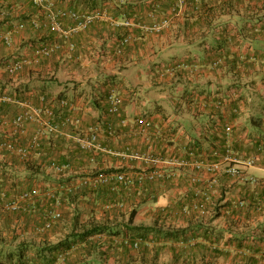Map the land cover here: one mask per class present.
Masks as SVG:
<instances>
[{
	"label": "crops",
	"instance_id": "1",
	"mask_svg": "<svg viewBox=\"0 0 264 264\" xmlns=\"http://www.w3.org/2000/svg\"><path fill=\"white\" fill-rule=\"evenodd\" d=\"M50 1L55 10L75 11L80 18L65 19L62 32L35 29L32 21L45 18L44 11L31 0H0V35L18 23L24 24L21 31L12 33L10 45L0 42V94L34 107L51 105L59 115L81 119L79 125L64 127L54 138L75 143V136L102 125L105 146L123 151L129 143L135 150L146 152L149 140L131 126L120 127L114 139L105 132L106 123L118 125L117 117L108 113V96L117 90L124 100V117L132 120L147 115L161 128L165 139L156 140L160 148L165 144L183 149L195 141L198 148L220 161L216 176L202 172L195 185H189L187 172L179 177L177 187L168 181L144 187L119 186L114 194L126 204L121 212L137 208L138 225L144 220L141 207L147 205L153 212L151 219L146 218L150 224L157 215L167 227H185L190 221L194 225L202 218L218 230L229 231L228 221L233 220L229 210L240 207L244 197H255L260 202L257 208L250 210L248 199L243 207L251 211L245 219L249 226L246 231L255 232L258 255L264 254V0ZM156 3L159 9L153 11ZM128 20L131 26L125 25ZM125 39L129 40L126 44ZM70 45H74L73 50ZM45 48L48 51L43 52ZM14 61H23L24 67L11 74L7 67ZM218 101L224 105L217 107ZM23 108L15 103L0 104V141L11 129L4 121ZM227 124L233 125L231 135L226 134ZM41 129L40 123H29L21 141L27 145ZM44 137L42 150L51 147ZM228 150L234 160H225ZM2 152L0 161L12 159ZM95 153L97 157L71 155L62 159L65 174L58 178L70 179L68 190L85 189L82 181L99 172H134L146 166L113 153ZM253 158L254 165L248 166ZM35 159L44 163V159L59 158ZM230 165L243 168L245 177L227 174ZM249 177L258 178L260 184L251 183ZM51 184L49 191L57 190V183ZM206 190H212V201L201 211L194 205L202 198L198 192ZM220 201V205L225 204L223 215L213 221ZM33 225L36 222L21 223L18 233L29 231L22 240L33 242L36 248L47 239L57 243L64 234L61 229L56 233L36 231ZM47 233L49 237L44 236ZM203 241L192 234L187 243ZM149 248L155 251V242ZM62 262L59 258L57 264Z\"/></svg>",
	"mask_w": 264,
	"mask_h": 264
},
{
	"label": "trees",
	"instance_id": "2",
	"mask_svg": "<svg viewBox=\"0 0 264 264\" xmlns=\"http://www.w3.org/2000/svg\"><path fill=\"white\" fill-rule=\"evenodd\" d=\"M158 6L159 3L154 4L153 11L159 9ZM68 17L63 18V24L64 20ZM32 27L34 28L33 24ZM49 106L51 105H44L42 107L46 108ZM15 117L11 119L7 118L4 122H7L11 126ZM58 117V121L62 123L64 115H59ZM31 122L40 123L39 120ZM105 127L107 128V124ZM41 131L43 132L44 129H41ZM44 132L46 137L43 139H46L50 144L51 147L49 149L42 150V146L46 144L42 143V138L39 147L25 157L6 149H0V151H3L2 154L4 153L7 156V153H9L12 158L0 161V190L6 193L7 198L21 195L23 192L33 194V198L23 201L18 210L0 209L1 216H3V213H10L6 218L3 219L2 217L0 221V243L3 244L0 249V257L5 256L7 260L15 261L13 262L14 264H57L60 256L63 257L61 264H110V258L114 255L116 256V260L120 262L126 261V264H148L149 257L153 258L149 262L154 263V261L161 258L162 254L169 253L171 255L170 262L166 264H220V262L222 264H264V254L258 255L260 247L257 244L258 239L254 236L255 232L252 230L246 231L249 226L246 225L248 223L245 219H249L250 210H253L252 207H258L260 202L257 198L244 197L242 199V201L251 200L249 202L251 209L248 211H244L243 209L247 204L240 207L235 206L233 210H229L233 216V220L228 221L230 223L228 227L229 231L218 230L216 226L205 223L202 218H199L198 223L194 225L193 221H190L185 227L177 225L167 227L161 215H157L152 224L143 221L135 225L139 214L137 208H133L127 213L123 212L121 216L115 215L112 217L113 210L122 211V208L126 204L118 195L114 194L116 190L112 191L109 185L85 186L82 184L85 189L68 190L70 179L58 178V176L65 174V167L61 171H58L53 165L66 166L65 163H61L63 162V158L71 155L78 157L86 156L94 151L89 150L85 152L86 150L73 147L64 138H60L59 136L54 138L53 134H48L46 130ZM30 141L26 144L29 145ZM24 143L19 140V145L27 146ZM192 146L198 148V144L195 141L192 142ZM154 150L155 153H158L160 147L156 146ZM43 156H47V158L58 156L59 159H44V163H37L36 161L39 159L35 158L43 159ZM50 170H54L58 174H54ZM103 172L122 171L107 170ZM53 175H55L54 179L50 180L48 177H52ZM175 182L177 181L169 183V185L177 187L174 184ZM51 183H57V190H54V195L48 194L52 186ZM189 185L191 184L189 183ZM9 191H12L11 193L14 194H10ZM154 198L155 196L151 200H154ZM58 202L59 206L57 205ZM114 203H116V206H110ZM118 203H123V206H118ZM147 203L149 201L145 202V204ZM220 203L221 201L216 209L213 221L223 215L221 208L225 204L220 205ZM57 206L62 216L53 223L50 229L45 231L56 233L60 229L63 230L64 234L57 243H51L47 239L43 241V244L39 243L35 249L33 242L27 243L25 240H22L25 236L29 235V231L28 233H18L21 223L25 221H30V224L36 222L33 228L39 231L45 226L46 220L51 218V212ZM81 206H86V209L89 208V210L87 209L88 212L101 209L107 217L101 218V220L92 218V220L85 219L84 221L82 216L85 214L84 211L83 214L81 213ZM63 208H66V210H63ZM93 214L94 212L91 213V216ZM115 217L116 221L114 222ZM116 222L119 224H116ZM225 232L231 235L227 237ZM192 234L194 237L202 238L204 241L188 244V239ZM47 236L48 233L45 237ZM136 241H140L138 249L141 250V255L139 259L132 258L130 260V252L134 248ZM14 242H17L15 247L13 246ZM153 242H155V251L152 252V249L149 247ZM6 244H8V247ZM4 246L7 247L6 250ZM16 247L17 249H15ZM29 248L35 250V252L31 250L34 255L31 253L28 257H25V253ZM6 252H8V255H6ZM0 264H6V261L1 258Z\"/></svg>",
	"mask_w": 264,
	"mask_h": 264
},
{
	"label": "built area",
	"instance_id": "3",
	"mask_svg": "<svg viewBox=\"0 0 264 264\" xmlns=\"http://www.w3.org/2000/svg\"><path fill=\"white\" fill-rule=\"evenodd\" d=\"M31 2L39 8V10L44 11V20L36 18L32 21L35 29H40L43 26L50 28L52 31H63V18L66 16L79 19L80 15L78 12L70 10H55V4L50 0H31ZM87 21L81 23V25H86ZM126 26H131L132 21L128 20L125 22ZM24 28L23 23H18L15 25L14 29L10 32L0 35V42L10 45L12 43V33L16 31H21ZM129 40L125 39L123 41L126 44ZM70 49H74V45H70ZM48 51L47 48L43 49V52ZM40 53V51H38ZM24 67L23 61H14L10 63L7 67L11 74L17 73ZM16 103L23 105V110L18 114L17 117L11 123V129L9 135L0 141V149H6L13 153H17L19 156L25 157L27 154L31 153L34 149L38 148L41 143V138L45 132H38L32 136L29 145H19V140L27 133V127L29 122L39 120L41 125H44V129L48 134L56 135L63 130L66 126H76L81 123V119H77L71 115H65L62 123L58 121V114L53 106L46 108L34 107L23 101L14 100L8 95H0V102ZM124 100L121 94L117 90L111 91L108 96V113L114 115L118 119V125L114 123H106L107 128L105 132L108 134L110 139H114L119 136L120 127H133L138 133H141L149 140V149L146 152L135 150L133 146L129 143L125 145L123 151H114L112 148L107 147L102 142V125L92 126L87 132L81 133L75 136V142L78 143L79 147L86 151L94 152H108L113 153V155L120 156L123 158H128V160L137 161L140 164H145L144 168H140L134 172H100L94 174V176L83 180L82 184L85 186L91 185H109L113 190H117L119 186L123 187H144L147 183L157 182V181H168L170 183L178 181L179 177L187 172H189L188 182L191 185L198 183L200 179V173H208L209 175L216 176L220 171V161L213 160L208 152L202 151L200 148L193 147L192 143L186 148L178 149L175 147L165 146L162 144V151L155 153V147L159 146L156 143L157 139H165L161 128L157 126L151 117L138 116L132 120L127 119L123 116L122 106ZM217 107L224 105L223 101H218L216 103ZM7 124V122H4ZM226 134L231 135L233 132V125L227 124L225 127ZM154 138V141H153ZM225 160H234L231 155L230 150L225 154ZM254 158L247 162L248 166L254 165ZM55 169L61 171L65 166H59L54 164ZM225 172L231 177L244 176L243 168L236 165H230L226 168ZM245 177V176H244ZM1 181V180H0ZM248 181L253 184H260V181L256 177H249ZM177 184V182H175ZM174 183V184H175ZM211 187V186H209ZM209 189V188H208ZM202 198L197 201L194 205L196 209L201 211L206 210L208 203L212 201V190L199 191L198 192ZM197 193V194H198ZM48 194L54 195V191H48ZM33 194L30 192H23L21 195H14L12 198H7L6 193L0 190V209L4 210H18L21 207V203L26 200H31ZM240 206L246 204L245 201H240L238 203ZM59 206V202L57 204ZM118 206H123V203H118ZM51 212L50 219L46 220L45 226L42 231H46L53 226V223L62 216L59 207ZM116 206V203L110 205ZM2 216L0 215V221ZM140 241L134 243V248L139 247ZM59 258H62L60 256Z\"/></svg>",
	"mask_w": 264,
	"mask_h": 264
},
{
	"label": "rangeland",
	"instance_id": "4",
	"mask_svg": "<svg viewBox=\"0 0 264 264\" xmlns=\"http://www.w3.org/2000/svg\"><path fill=\"white\" fill-rule=\"evenodd\" d=\"M67 142H70V141H68V140H66ZM70 144H73V147H78V148H80L79 147V145H78V143L77 142H70ZM75 148V149H76ZM83 150V149H82ZM85 152H88V151H85ZM90 154H92V155H94V157H97L98 155H97V153H95V152H91ZM246 202V201H245ZM149 205V204H148ZM246 205V204H245ZM141 208H144V209H141L140 210V214H141V216L144 218V222L145 223H147L146 222V218H149V219H151L152 218V214H153V212L150 210V208L149 209H147V205H144V206H142ZM80 209H81V213L83 214V211H84V216H82L83 218H84V221H85V219H91L92 220V218H94V219H96V220H101V216H103V217H105L106 215L103 213L102 215H101V213L103 212V211H101V209H98L97 211H95V210H92V212H88V210H89V208H87L86 209V206H81L80 207ZM111 209V208H110ZM63 210H66V208H63ZM80 211V210H79ZM87 211V212H86ZM101 211V212H100ZM94 212V214L91 216V213H93ZM95 212H97V213H95ZM123 212H121V211H114L113 213H112V217L113 216H115V215H119V216H121V214H122ZM10 213H3L2 215V217H3V219L4 218H6L8 215H9ZM11 215H14V214H11ZM90 215V216H89ZM123 215V214H122ZM110 217V216H109ZM64 218V217H63ZM154 218H155V216H154ZM120 219V218H119ZM116 221V217H115V220H114V222ZM123 221V220H122ZM141 223V222H140ZM5 233V232H4ZM5 235V234H4ZM44 236H46V235H44ZM16 243L17 242H14V244H13V246L15 247V245H16ZM3 246V244L2 243H0V249H1V247ZM6 246L8 247V244H6ZM7 247H5L4 246V249L6 250L7 249ZM34 248H35V245L33 246ZM15 249H17V247L15 248ZM30 249V248H29ZM28 249V251H30V250H32V248L29 250ZM32 251H34V250H32ZM8 252H6V255H8L7 254ZM30 253H33V252H30ZM141 253V250L140 249H138V248H132V250H131V252H130V256H129V258H130V260L133 258V259H139V257H140V254ZM33 255H34V253H33ZM170 257H171V255L169 254V253H164V254H162V256H161V258H159L157 261H154V263H152V262H149V260H153V258H151V257H149L148 259V264H166V263H168V262H170ZM1 261V260H0ZM13 262H15V261H11V260H6V263H13ZM2 263H4V262H2ZM110 264H126V261H124V262H120V261H118V260H116V256H112L111 258H110V262H109ZM14 264V263H13ZM220 264H222V262H220Z\"/></svg>",
	"mask_w": 264,
	"mask_h": 264
},
{
	"label": "clouds",
	"instance_id": "5",
	"mask_svg": "<svg viewBox=\"0 0 264 264\" xmlns=\"http://www.w3.org/2000/svg\"><path fill=\"white\" fill-rule=\"evenodd\" d=\"M59 115V114H58ZM54 136H56V135H54ZM58 136V135H57Z\"/></svg>",
	"mask_w": 264,
	"mask_h": 264
}]
</instances>
